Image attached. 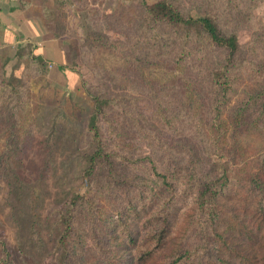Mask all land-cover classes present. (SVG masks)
Returning a JSON list of instances; mask_svg holds the SVG:
<instances>
[{"label": "trees", "instance_id": "1", "mask_svg": "<svg viewBox=\"0 0 264 264\" xmlns=\"http://www.w3.org/2000/svg\"><path fill=\"white\" fill-rule=\"evenodd\" d=\"M134 1L141 13L135 32L126 40L89 31L83 41L89 47L117 51L144 81L146 65L165 67L167 78L158 79L161 90L148 88L153 116L171 125L185 107L183 126L195 143L186 137L171 143L155 139L145 130L150 121L140 111L137 97L86 90L93 106L84 125L83 174L94 195L71 193L66 205L52 210L55 260L61 256V264H93L98 258L104 264H264V166L251 169L241 182L234 173L239 167L227 164L221 172L204 171L198 155L202 149L218 158L245 161L236 144L239 137L264 124V23H258L242 44L237 28L243 25L245 0H192L201 12L196 16L176 0ZM146 57L151 60L146 62ZM30 63L37 72H47L42 56L33 55ZM4 66L0 64V112L11 107L10 114L16 116L23 84ZM239 84L241 94L232 100L231 92ZM171 85L182 98L171 94ZM122 120L144 134L150 154H137L131 143H109L100 122L107 124L110 137ZM230 137L233 141L228 144ZM186 140L190 149L174 154L175 145ZM160 146L166 154L157 158V151H164ZM240 183L255 199L251 213L255 217L247 229L240 209L224 203ZM112 190L123 193L124 214H110L101 203L99 197L108 192L106 200ZM182 211L183 225L173 241ZM127 250L132 253L125 254ZM7 256L0 239V264Z\"/></svg>", "mask_w": 264, "mask_h": 264}, {"label": "rangeland", "instance_id": "2", "mask_svg": "<svg viewBox=\"0 0 264 264\" xmlns=\"http://www.w3.org/2000/svg\"><path fill=\"white\" fill-rule=\"evenodd\" d=\"M20 1L21 5H25L28 0ZM176 1L194 16L201 13L192 0ZM36 2L37 5H42L46 19L45 24H42V20L39 21L43 34L48 37L60 36L64 40L62 47L65 69L63 76L61 74L56 76L54 71L49 73L53 65L51 59L54 57L56 60V49L53 50L51 47L53 57L44 58L47 72H37L36 65L30 63L31 57L39 54L32 48L34 43L30 42V39L11 41L4 37L0 29V64L5 65L6 73L13 71L21 78L20 82L23 84L19 89L21 98L20 106L15 110L16 116L14 113L10 114L11 107L0 112V239L5 242L8 251L6 260L1 264H61V256L56 261L52 253L56 237L52 210L66 205L67 196L71 193L94 195L89 179L83 174L85 163L82 154L87 149L83 138L84 125L93 106V101L86 90L101 91L106 95L117 91L137 97L140 111L150 121L145 130L155 139L171 143L186 137L195 143L194 137L185 131L183 126L184 120L187 119L185 107L179 111L178 117L171 125L164 120L158 121L153 116L154 102L149 92L151 86L157 92L161 90L158 79L167 78L168 70L165 67L146 65L144 81L140 77V72L123 61L117 51L89 47L83 41V36L89 31L108 35L114 40H126L135 32L134 29L138 25L141 13L138 2L134 0H36ZM245 3V17L241 21L243 25L237 28L242 44L249 41L251 32L258 23H264V0H245ZM35 44L37 45V41ZM146 59V62L151 60L148 57ZM242 87L239 84L231 92L232 100L239 97ZM170 88L174 97H183L181 93L174 91L173 85ZM111 104L114 109L119 110L118 106ZM178 118H182V121L177 122ZM100 125L110 144L112 141L131 143L135 146L133 151L137 154H150L151 150L144 134L137 132L131 123L123 121L115 129L110 128V137L107 135V124L100 122ZM174 129H177V132L173 131ZM245 136L241 135L239 142L236 143L246 158L245 161L243 157L236 161L218 158L214 153L199 149L202 169L210 171L218 168L221 172L227 164L239 167L241 170L234 173L237 178H242L241 182H244L243 178L249 175L251 169L264 166V124L252 127L245 132ZM187 140L181 142L183 146L181 143L176 144L172 152L176 154L178 150L188 151L190 143ZM232 141L230 137L227 143L231 144ZM159 148L164 150L162 146ZM157 154V158H162L166 150H158ZM159 164L163 167L161 163ZM238 180L236 179L237 182ZM246 186L245 183H240L238 188L234 187L224 203L240 209L239 214L247 229L255 217L251 216L255 203ZM106 194L108 192L99 197L106 210L113 215L124 214L123 193L112 190L104 200ZM183 212L178 213L172 234L173 241L176 239L177 229L183 225L181 221ZM86 242L88 245L92 243L89 237L86 238ZM248 249L257 250L249 247ZM131 253V250L125 251V254ZM250 254L251 252L248 256ZM101 260L103 259L98 258L93 264H104ZM235 264H246V261H238ZM256 264L263 263L258 261Z\"/></svg>", "mask_w": 264, "mask_h": 264}, {"label": "crops", "instance_id": "3", "mask_svg": "<svg viewBox=\"0 0 264 264\" xmlns=\"http://www.w3.org/2000/svg\"><path fill=\"white\" fill-rule=\"evenodd\" d=\"M40 20H42V24H45L46 19L42 5H37L36 0H28L25 5H21L20 0H0V29L4 37L16 42L30 39L29 41L35 44L37 41V45L32 44V48L34 51H38L39 54L37 55L43 58H52L50 48L52 47L53 50L55 48L56 60L54 57L51 59L53 65L50 67L49 73L54 71L56 76L59 74L63 76L65 67L63 65L64 49L62 46L64 40L60 36H45L40 27Z\"/></svg>", "mask_w": 264, "mask_h": 264}]
</instances>
